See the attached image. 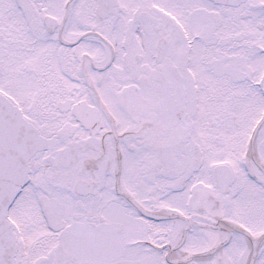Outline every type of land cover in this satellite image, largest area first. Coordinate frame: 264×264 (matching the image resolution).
Listing matches in <instances>:
<instances>
[{"label":"snow or ice","instance_id":"6c2138e0","mask_svg":"<svg viewBox=\"0 0 264 264\" xmlns=\"http://www.w3.org/2000/svg\"><path fill=\"white\" fill-rule=\"evenodd\" d=\"M0 264H264V0H0Z\"/></svg>","mask_w":264,"mask_h":264}]
</instances>
